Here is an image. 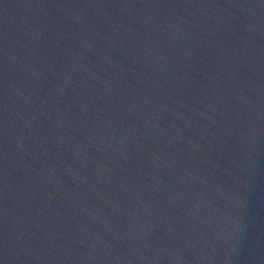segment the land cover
<instances>
[{
  "label": "water",
  "instance_id": "obj_1",
  "mask_svg": "<svg viewBox=\"0 0 264 264\" xmlns=\"http://www.w3.org/2000/svg\"><path fill=\"white\" fill-rule=\"evenodd\" d=\"M0 264H264V0H0Z\"/></svg>",
  "mask_w": 264,
  "mask_h": 264
}]
</instances>
